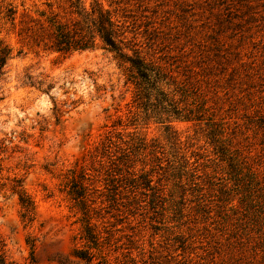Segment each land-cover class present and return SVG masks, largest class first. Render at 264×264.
I'll return each instance as SVG.
<instances>
[{
  "label": "rangeland",
  "instance_id": "obj_1",
  "mask_svg": "<svg viewBox=\"0 0 264 264\" xmlns=\"http://www.w3.org/2000/svg\"><path fill=\"white\" fill-rule=\"evenodd\" d=\"M11 1L13 22L0 21L6 259L264 264V0H97L158 69L161 93L147 100L99 40L42 46L40 22L66 17L64 0Z\"/></svg>",
  "mask_w": 264,
  "mask_h": 264
},
{
  "label": "trees",
  "instance_id": "obj_2",
  "mask_svg": "<svg viewBox=\"0 0 264 264\" xmlns=\"http://www.w3.org/2000/svg\"><path fill=\"white\" fill-rule=\"evenodd\" d=\"M64 4L66 17L49 13L40 22L46 40L40 39L42 46L49 50L70 53L94 48L97 45L96 40H99L101 47L113 53L118 65L125 69L126 80L136 88L137 98L147 100L149 89L159 88V71L140 56L134 38L127 36L125 21L116 17V12L104 8L97 0H90L88 5H85L84 0H64ZM15 12L16 8L11 0H0V21L12 23ZM10 55V48L0 41V74L3 73V67ZM17 193L23 208L22 216L31 219L34 211L32 200L22 190L18 189ZM0 264L15 263L8 261L0 249Z\"/></svg>",
  "mask_w": 264,
  "mask_h": 264
}]
</instances>
